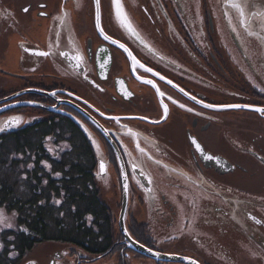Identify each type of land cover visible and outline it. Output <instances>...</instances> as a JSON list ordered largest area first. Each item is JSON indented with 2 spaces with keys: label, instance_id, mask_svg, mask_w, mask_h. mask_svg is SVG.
Masks as SVG:
<instances>
[{
  "label": "flooded vegetation",
  "instance_id": "1",
  "mask_svg": "<svg viewBox=\"0 0 264 264\" xmlns=\"http://www.w3.org/2000/svg\"><path fill=\"white\" fill-rule=\"evenodd\" d=\"M228 7L0 0V138L42 139L33 185L83 147L92 204L84 240L0 232V264H264V0Z\"/></svg>",
  "mask_w": 264,
  "mask_h": 264
},
{
  "label": "trees",
  "instance_id": "2",
  "mask_svg": "<svg viewBox=\"0 0 264 264\" xmlns=\"http://www.w3.org/2000/svg\"><path fill=\"white\" fill-rule=\"evenodd\" d=\"M31 147L39 160L45 156L42 139L36 135L30 138L24 133L0 138V207L15 214L14 229L17 232L10 230L14 242L20 245L21 250H28L34 244L42 242H76L77 239L84 240L91 236L85 216L91 211L92 204L86 201L88 198L85 195L78 201L75 192L79 183L84 194L89 192L90 168H76L80 159L74 153L62 162L51 160L53 172H64L61 165L71 163L70 170L64 173L70 179H51L49 186H43L40 177L43 171H36L37 168V183L33 185L30 172L26 170V165L30 162ZM84 161L82 162L85 163ZM77 170H80L82 180L76 184ZM63 194H66L67 199L59 207L55 199ZM72 206L77 207L76 213L71 210ZM64 211L66 217L63 216ZM77 222H82L83 233L78 231L80 226Z\"/></svg>",
  "mask_w": 264,
  "mask_h": 264
},
{
  "label": "rangeland",
  "instance_id": "3",
  "mask_svg": "<svg viewBox=\"0 0 264 264\" xmlns=\"http://www.w3.org/2000/svg\"><path fill=\"white\" fill-rule=\"evenodd\" d=\"M231 3H233L234 5L233 9L231 8L232 7ZM241 3H242V0H229L228 8L229 10H232V12L234 13V16H237V19H241V16L236 13L238 8H235V7H239ZM19 121H21V118L19 119ZM6 123H7V119L0 118V133L2 132ZM74 139L77 142H80V139L77 136ZM76 155H77V158H79L81 161H84L87 158V154L84 151L83 147H79L77 149ZM15 219L16 217L13 213L5 211L4 209L0 207V232H4L6 238L10 236V229L16 226Z\"/></svg>",
  "mask_w": 264,
  "mask_h": 264
},
{
  "label": "water",
  "instance_id": "4",
  "mask_svg": "<svg viewBox=\"0 0 264 264\" xmlns=\"http://www.w3.org/2000/svg\"><path fill=\"white\" fill-rule=\"evenodd\" d=\"M5 127H6V128H7V127H9V125H8V124H6V126H5ZM4 132H10V131H9V130H5V129H3V130H2V132H1L0 134H2V133H4ZM121 223H122V225H123V227H124V223H123V222H121ZM138 250H139V251H141V252H144V251H142V249H139V248H138ZM145 253H146V254H148V255H150V256H152V255H153L152 253H150V252H148V251H147V252H145Z\"/></svg>",
  "mask_w": 264,
  "mask_h": 264
}]
</instances>
